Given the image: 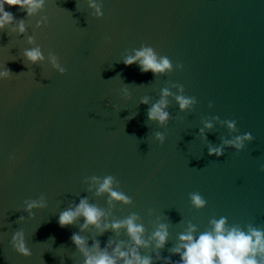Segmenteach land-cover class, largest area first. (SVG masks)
<instances>
[{"label":"water","instance_id":"water-1","mask_svg":"<svg viewBox=\"0 0 264 264\" xmlns=\"http://www.w3.org/2000/svg\"><path fill=\"white\" fill-rule=\"evenodd\" d=\"M7 10L26 31L16 21L0 30V67L12 72L0 80V264H82L73 233L101 248L129 241L123 228L81 230L83 217L61 227L59 214L82 197L110 220L137 214L145 239L166 223L163 248L139 249L153 264H163L157 251L179 260L171 249L189 224L196 236L221 216L229 226L264 228V0H45L32 15ZM143 45L169 57L173 69L154 75L125 65ZM31 48L43 59L28 61ZM181 95L195 103L182 110ZM162 99L169 118L160 124L147 112ZM244 132L254 139L241 151L224 144ZM210 145L224 154L209 155ZM106 176L131 203L97 195L91 177ZM194 192L205 207L192 206ZM41 199L43 207L26 210ZM20 231L29 257L12 247Z\"/></svg>","mask_w":264,"mask_h":264},{"label":"clouds","instance_id":"clouds-1","mask_svg":"<svg viewBox=\"0 0 264 264\" xmlns=\"http://www.w3.org/2000/svg\"><path fill=\"white\" fill-rule=\"evenodd\" d=\"M45 0H0V30L8 24L16 21L13 13L7 10L11 6H19L25 10L27 15H32L44 7ZM91 7L99 8L93 2ZM48 22L47 16L41 17L36 21V26L41 27ZM16 27L20 33L26 31L23 20L16 21ZM33 37H29V42L33 41ZM25 57L28 61L35 63L43 59L42 52L39 48L25 49ZM52 63L59 68L61 72L65 71L63 67L57 63L55 55L51 57ZM125 65L137 64L141 72L151 71L154 75L173 69V63L169 57L159 55L151 46L143 45L141 48L134 50L133 55L126 56L123 59ZM176 68H182V64H177ZM12 75L11 70L7 67H0V80L9 78ZM181 90L183 85H180ZM163 95L169 94L168 89H164ZM195 97L177 96L179 107L183 110L195 103ZM147 103L145 99L142 101ZM166 101L160 100L148 109L147 117L149 120H155L163 124L169 118V113L165 110ZM131 119V117H129ZM229 128L235 129L237 122L235 120L227 121ZM213 124L209 121L204 128L211 129ZM204 128L200 131L203 133ZM156 138L163 143L164 135L156 133ZM254 139L251 132L237 134L234 138L224 141L225 145L233 146L241 151L245 147V142ZM209 155L217 157L224 154L223 146H209ZM261 170H264L262 166ZM91 180L97 183V195L107 192L109 194V203L113 199L121 201L124 204L131 203V197L125 193H118L112 188L114 177L106 176L102 182L99 177H91ZM190 200L193 207L199 209L206 206L207 201L199 193L190 194ZM43 199L40 201L26 202V210L34 207H43ZM80 217H83L81 230L87 229L90 225L94 226L100 234L108 229L119 232L121 228L126 230L129 241H113L109 240L101 248L100 241L96 240L91 246L88 245L85 237L79 233H73L72 242L76 248L83 254L82 264H153V257L141 255L139 249L147 248L154 242L155 249H161L165 246L168 237V225L159 223L150 237L145 239V227L142 223H137L138 216L133 213L124 219H109L108 214L98 206L90 204L87 197H82L75 207H70L59 214L58 223L61 227L73 224ZM20 219H23L21 217ZM212 229L210 231L201 232L198 236L194 235L195 225L189 224L187 231L181 232L178 236V244L171 251L179 256V260L172 261L171 257H163L157 251L155 259L163 261V264H264V228H258L249 225L247 230L239 226H229L227 217L221 216L218 219L210 221ZM12 247L14 250L25 256L32 255L31 250L25 241L23 231L13 235ZM111 249V251H109ZM63 264V261L61 262Z\"/></svg>","mask_w":264,"mask_h":264}]
</instances>
